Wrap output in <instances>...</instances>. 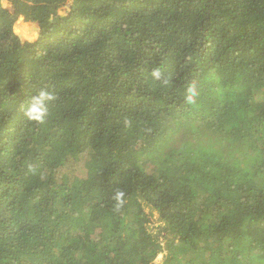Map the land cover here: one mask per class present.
<instances>
[{
	"label": "trees",
	"instance_id": "16d2710c",
	"mask_svg": "<svg viewBox=\"0 0 264 264\" xmlns=\"http://www.w3.org/2000/svg\"><path fill=\"white\" fill-rule=\"evenodd\" d=\"M162 251L264 264V0H0V264Z\"/></svg>",
	"mask_w": 264,
	"mask_h": 264
},
{
	"label": "clouds",
	"instance_id": "9594fccd",
	"mask_svg": "<svg viewBox=\"0 0 264 264\" xmlns=\"http://www.w3.org/2000/svg\"><path fill=\"white\" fill-rule=\"evenodd\" d=\"M153 81H159L161 78V72L159 70L154 71L152 74ZM166 84L167 81H164ZM198 95L197 86L195 82L191 83L187 87L186 102L188 104H194ZM55 99L50 93L46 91H40L38 95L32 97L25 106L24 115L29 121H35L43 123L44 118L48 115L46 105ZM114 199L117 202V206L122 203L123 193L117 192Z\"/></svg>",
	"mask_w": 264,
	"mask_h": 264
},
{
	"label": "rangeland",
	"instance_id": "374dc122",
	"mask_svg": "<svg viewBox=\"0 0 264 264\" xmlns=\"http://www.w3.org/2000/svg\"><path fill=\"white\" fill-rule=\"evenodd\" d=\"M4 6L7 7L5 2H3ZM35 25L30 23H24L22 19H19L14 26V31L17 33L18 37L21 41H33L34 38L37 36V30H34ZM153 218L154 223L149 227L147 230L152 235L159 234L162 236L165 232L163 230L165 229L164 223L160 220L159 214L153 211ZM165 254V251H162L158 254H156L155 257H153L150 264H161L163 256Z\"/></svg>",
	"mask_w": 264,
	"mask_h": 264
},
{
	"label": "water",
	"instance_id": "95a60500",
	"mask_svg": "<svg viewBox=\"0 0 264 264\" xmlns=\"http://www.w3.org/2000/svg\"><path fill=\"white\" fill-rule=\"evenodd\" d=\"M34 30H37L36 28H34Z\"/></svg>",
	"mask_w": 264,
	"mask_h": 264
}]
</instances>
